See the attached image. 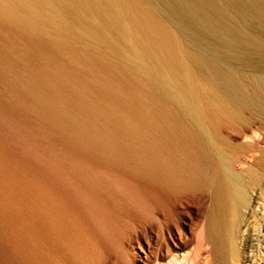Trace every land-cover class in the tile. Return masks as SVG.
Wrapping results in <instances>:
<instances>
[{"label": "rangeland", "instance_id": "obj_1", "mask_svg": "<svg viewBox=\"0 0 264 264\" xmlns=\"http://www.w3.org/2000/svg\"><path fill=\"white\" fill-rule=\"evenodd\" d=\"M222 4L227 19L244 30L248 16ZM154 13L151 19L167 24L162 13ZM0 25V159L11 160L22 175L43 174L52 184H66L79 201L76 204L103 228L121 223V234L114 233L112 253L103 264H142L137 242L124 224L135 226L137 220L150 224L153 210L161 207L155 191L185 205L174 212L186 236L190 226H204L197 238L203 235L207 248L199 250L193 241L184 253H196L198 262L206 259L208 264H264V194L258 195L248 178L253 170L245 164L256 156L253 162L260 159L264 168V83L254 78L259 75L264 81V69L229 59L226 65L236 72L253 103L221 101L215 91L203 87L211 77L208 63L213 59L195 63L183 48L187 37L177 38L180 66L201 105L200 120L232 145H241L230 162L246 185L247 201L238 205L216 188V163L204 155L209 146L200 137L196 120L161 88L155 72L125 61L119 43L84 38V45L68 42L56 48L48 37L37 41L11 25ZM260 38L264 42V34ZM211 53L214 57L215 51ZM253 255V262L247 261Z\"/></svg>", "mask_w": 264, "mask_h": 264}, {"label": "bare ground", "instance_id": "obj_2", "mask_svg": "<svg viewBox=\"0 0 264 264\" xmlns=\"http://www.w3.org/2000/svg\"><path fill=\"white\" fill-rule=\"evenodd\" d=\"M222 2L230 10L248 16L244 30L227 19ZM155 11L166 17L167 24H164L167 27L151 19ZM67 17L76 22L79 20V23H69ZM0 22L11 25L16 32L27 33L25 35L37 41L48 37L50 45L56 48H63L68 42L84 45V38L119 43L125 61L136 69L155 72L161 88L171 92L170 95L185 113L196 120L199 135L209 146L204 155L216 163V188L222 189L225 198H231L238 205L245 204L246 185L241 174L230 166L236 147L241 145H232L200 120L201 105L180 66L177 38L187 37L188 41L183 40V48L195 63L213 59L208 63L211 77L203 83L204 90L215 91L221 101L252 105V100L245 95L246 90L237 82L236 72L226 64L236 57L248 68L257 66L264 69V42L260 38V34H264V0H0ZM211 51H215L214 57ZM167 66L172 67L167 69ZM254 78L257 83H264L261 76L255 75ZM255 157L248 158L245 164L253 170L248 178L257 186L258 195L262 197L264 168L260 159L256 158L253 162ZM4 161L0 159V264H103L104 257L112 253L110 245L114 233L117 236L121 234V223L112 221L114 224L108 223L109 229L103 228L94 217L83 212L81 205L76 204L79 201L66 184V187L52 184L50 177L43 174L22 175L11 160ZM155 192L161 207L153 210L150 224L141 220L131 227V224H124L125 230L137 242L142 254L138 255L141 263L208 264L206 259L198 262L196 253L194 256L184 253L193 241L197 242L199 250L204 249L207 242L209 244L203 235L197 238L203 233L204 226L200 225L197 229L199 225L191 228L189 222L186 223L190 226L186 236L174 212L175 208H182L183 203H176V198L170 194ZM139 200L145 204L144 199ZM261 202L264 203V198ZM248 258L247 261L253 262L254 255L253 259Z\"/></svg>", "mask_w": 264, "mask_h": 264}]
</instances>
